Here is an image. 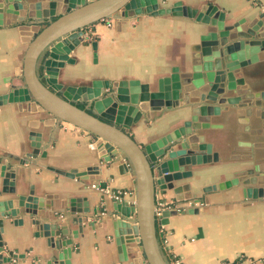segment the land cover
I'll return each instance as SVG.
<instances>
[{
    "label": "crops",
    "instance_id": "obj_1",
    "mask_svg": "<svg viewBox=\"0 0 264 264\" xmlns=\"http://www.w3.org/2000/svg\"><path fill=\"white\" fill-rule=\"evenodd\" d=\"M157 1L160 8L175 2L196 10L214 6L224 14V25L243 22L233 31H245L252 18L264 22V0ZM1 21L0 96L23 86V56L41 28L27 17L25 8L14 15L3 14ZM207 28L170 15L125 18L117 13L84 30L83 44L69 54L74 64L65 66L57 81L69 86L92 80H137L152 90L173 69L178 74L190 71ZM259 32L264 34V28ZM258 57L256 63L237 70L240 78L233 73L243 83L227 93L241 92L251 99L222 105L219 114L210 117L208 128H201L196 118L190 135L180 139L188 147L184 151L192 155H177V160L206 157L209 161L185 162L160 177L154 165V181L164 182L163 189L154 186L156 210L176 212L165 224L156 225L158 246L168 264H223L240 259L264 264V51ZM187 88L181 87L175 108L141 110L138 122L127 130L138 145L146 146L190 121L192 107L184 100L191 101L198 92ZM32 142L37 147L32 148ZM172 151L184 152L179 144L168 152ZM105 157L97 138L31 103L0 105V242L3 256L17 255L0 264H47L62 239L71 242L70 264H132L139 259L138 245L132 243L126 244V262L119 261L108 218L118 192L125 193L129 204L134 202V173L124 169L120 154L109 162ZM167 160L165 156L161 162ZM81 173L87 174L85 180L75 177ZM174 174L179 178L170 181ZM232 178H238V183L229 189L202 192ZM17 197L35 198V213L19 206ZM156 218L160 221L161 214ZM58 230L65 235L56 236Z\"/></svg>",
    "mask_w": 264,
    "mask_h": 264
},
{
    "label": "water",
    "instance_id": "obj_2",
    "mask_svg": "<svg viewBox=\"0 0 264 264\" xmlns=\"http://www.w3.org/2000/svg\"><path fill=\"white\" fill-rule=\"evenodd\" d=\"M26 1L0 0V25L3 14L14 15L25 8L27 17L34 19V25L41 26L32 36L23 56V86L12 87L8 93L0 96V105L31 103L56 120L80 128L97 138L106 150V162L116 157L117 153L120 154L125 160L124 169H131L134 173L135 189L132 204L126 202L124 196L111 200L108 218L118 259L126 262V244L136 243L140 256L132 264H168L158 246L156 225L165 224L166 218L176 212L164 210L160 213V221L156 218L154 186L157 184L163 189L164 182L161 178L154 181V165L160 177L185 162L198 164L209 161L206 157L177 160V155H192L191 151H184L188 147L180 139L190 135L191 124L196 118L202 123L201 128H208L210 117L217 116L222 105L232 106L251 99V96L241 92L237 96H228L227 93H232L236 86L243 83L241 79L234 78V74L240 78L237 70L256 63L259 60L258 54L264 51V34L259 32L260 28H264V22L252 18L245 31H233L243 22L224 25V14L217 12L216 7L207 6L196 10L180 2L168 8H160L157 0ZM117 13L125 18L141 14L170 15L192 19L207 26L206 34L199 38L200 43L196 48L198 56L195 55L190 71L178 74V69H173L170 76L157 80L152 90L148 84L137 80H120L115 83L92 80L87 85L69 86L58 82L57 77L64 67L74 64L69 54L79 44H83L84 30ZM23 19L20 18V21ZM90 48L95 58V42L90 44ZM182 86L198 92L191 101L184 100L187 106L192 107L190 121L146 146L138 145L127 130L138 122L142 116L141 110H170L177 107ZM246 91L250 93V89ZM261 97L264 98V94ZM175 144H179L183 154L179 151L168 152ZM31 146L35 148L37 144L32 142ZM165 156L168 157L167 162H161ZM65 175L74 177L71 174ZM86 175L81 173L75 177L85 180ZM177 178L178 174H174L169 180ZM237 183L238 178H232L206 186L202 192L208 194L224 191ZM17 199L18 205L23 206L26 212L35 213V198ZM13 213L16 215V212L10 214ZM55 235L64 236L65 232L58 230ZM70 243V240L62 239L59 250L47 264H70ZM2 250L0 242V263L17 257L14 252H7V256H3Z\"/></svg>",
    "mask_w": 264,
    "mask_h": 264
},
{
    "label": "built area",
    "instance_id": "obj_3",
    "mask_svg": "<svg viewBox=\"0 0 264 264\" xmlns=\"http://www.w3.org/2000/svg\"><path fill=\"white\" fill-rule=\"evenodd\" d=\"M121 196H125V193L118 192L116 195H114V199H120ZM159 214H160V211L155 210V215L158 216ZM223 264H254V263L250 261H243L242 259H240V260H237L236 262H230V263L226 262Z\"/></svg>",
    "mask_w": 264,
    "mask_h": 264
},
{
    "label": "rangeland",
    "instance_id": "obj_4",
    "mask_svg": "<svg viewBox=\"0 0 264 264\" xmlns=\"http://www.w3.org/2000/svg\"><path fill=\"white\" fill-rule=\"evenodd\" d=\"M91 41V39H86V42L89 43Z\"/></svg>",
    "mask_w": 264,
    "mask_h": 264
}]
</instances>
